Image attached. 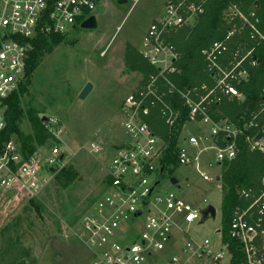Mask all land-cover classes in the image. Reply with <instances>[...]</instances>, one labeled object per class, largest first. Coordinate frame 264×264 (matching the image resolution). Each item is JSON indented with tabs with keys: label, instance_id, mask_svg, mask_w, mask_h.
<instances>
[{
	"label": "built area",
	"instance_id": "built-area-1",
	"mask_svg": "<svg viewBox=\"0 0 264 264\" xmlns=\"http://www.w3.org/2000/svg\"><path fill=\"white\" fill-rule=\"evenodd\" d=\"M98 1L0 0V130L5 125L8 100L25 80L31 41L39 35L65 36L92 15ZM205 1L165 2L164 14L150 23L138 50L158 72L128 93L120 105L126 139L110 148L102 146L100 138L90 143L91 152L107 159L102 190L81 215L76 234L90 255L86 264H205V260L208 264H223L225 254L228 258L224 264L229 263L231 255L222 240L221 247L213 253L207 239L192 241L172 232L177 218L181 224L189 225L199 219L200 210L173 192L155 193L161 178L172 177L168 173L170 166L162 162L169 139L155 133L144 118L153 106H158L159 117L176 141V164L194 165L203 180L210 181L199 167L204 151H212L218 164L236 156V138L242 129L222 117L214 105L222 96L241 99L236 84L247 79L245 63H254L248 61L252 49L238 45L231 48V29L222 40L212 41L201 52L212 84L179 90L168 78L175 72L176 53L165 41V32L192 24L203 11ZM230 13L237 14L232 8ZM239 16L254 36L264 39L256 28L257 18ZM250 17H254L252 11ZM260 91L263 98L244 128L257 127L258 118L264 117V85ZM173 92L179 94L186 117L164 99ZM45 124L52 128L58 125L53 118H47ZM261 128L264 131V123ZM254 137L247 138L249 148L263 150L260 145L264 135L258 142ZM59 155L60 148L54 146L40 164L34 152L24 155L19 143L8 140L0 150V188L36 189L41 166L52 172ZM238 196L243 204L232 211L229 236L240 245L244 256L241 264H264V175L259 179L258 190L242 189ZM177 230L188 234L181 226ZM130 235L132 241L126 244Z\"/></svg>",
	"mask_w": 264,
	"mask_h": 264
},
{
	"label": "rangeland",
	"instance_id": "rangeland-1",
	"mask_svg": "<svg viewBox=\"0 0 264 264\" xmlns=\"http://www.w3.org/2000/svg\"><path fill=\"white\" fill-rule=\"evenodd\" d=\"M166 1L99 0L91 13L96 26L71 29L44 54L25 82L21 97L24 114L30 109L39 118L55 119L58 125L47 127L44 121L40 129L24 116L19 130L33 138L31 144L40 164L54 146L60 148L62 157L58 156L59 162L52 172L41 166L36 189L0 188V264L89 262V252L76 234L81 215L102 190L107 159L91 152L90 143L100 138L101 145L110 148L126 139L120 105L137 87L140 74L126 69L124 49L127 44L136 50L142 47L148 26L164 14ZM87 82L92 88L84 99H79L78 94ZM56 128L60 130L58 134ZM10 139L21 145L16 135ZM200 165L210 181L203 180L194 165H176L168 173L177 183L163 177L155 193L173 192L200 210L199 219L189 225L181 224L177 218L172 232L192 241L207 239L216 253L221 247L222 227V190L216 177L224 165L216 163L210 150L200 155ZM62 168H70L77 174L64 188L55 177ZM209 205L215 215L204 218L203 210ZM178 226L188 234L177 230ZM131 241L130 235L125 243ZM224 257L223 264L228 256Z\"/></svg>",
	"mask_w": 264,
	"mask_h": 264
},
{
	"label": "trees",
	"instance_id": "trees-1",
	"mask_svg": "<svg viewBox=\"0 0 264 264\" xmlns=\"http://www.w3.org/2000/svg\"><path fill=\"white\" fill-rule=\"evenodd\" d=\"M237 14L232 15L230 9ZM254 17H250V12ZM239 14L248 18H257L256 28L264 34V0H206L203 4V11L198 14L192 24L181 25L179 27L167 30L165 32V41L171 44L176 53L173 60L175 72L168 74V78L179 90H193L202 83L212 84V80L202 58V50L214 40H222L229 30H233V36L230 47L238 45L240 47L251 48L252 52L248 61L253 64L245 63L248 75L247 79L236 84L243 98L221 97L215 108L222 117L227 118L242 132L237 136V154L225 161L219 181L221 183L222 201H221V222L220 230L221 240L227 243L230 252L228 264H241L243 253L237 240L231 238L228 233L229 223L232 211L236 205L243 204L238 196L242 189H259V179L264 175V150L249 148V140L259 131H262L261 125L264 123V117L258 118V126L244 128V123L251 119V116L258 109V103L262 100L261 87L264 85V39H258L252 34L248 26L242 21ZM61 35L46 34L39 35L31 41L28 57L25 66L24 84L20 86L18 92L14 93L7 102V108L4 114L5 125L0 130V150L3 143L10 140L11 135H16L21 143L22 153L30 155L34 152V146L31 144L33 138L31 135H23L19 130V123L25 116L31 124H37L42 128L43 120L34 114L30 109L24 114L21 107V97L26 89L31 74L37 69L38 64L45 53L52 50L53 45L62 40ZM123 59L128 71H135L140 74V86L146 80L158 72V69L145 59L138 50L131 44H127L124 49ZM165 100L171 102L173 108L180 111V115L186 117L182 100L177 92L167 93ZM158 106H153L145 120L151 125L155 133L164 139H169V145L166 149L163 163L170 166L169 170L176 166V153L174 136L169 135L167 126L158 115ZM45 138V137H44ZM38 140L42 142L44 140ZM61 156V155H60ZM62 157V156H61ZM60 157V158H61ZM77 174L70 168H62L56 173V182L62 188L74 181ZM16 264H24L18 262Z\"/></svg>",
	"mask_w": 264,
	"mask_h": 264
},
{
	"label": "water",
	"instance_id": "water-1",
	"mask_svg": "<svg viewBox=\"0 0 264 264\" xmlns=\"http://www.w3.org/2000/svg\"><path fill=\"white\" fill-rule=\"evenodd\" d=\"M96 26V18L94 15H90L88 18H86L81 24H80V27L81 28H86V29H90V28H94ZM92 88V85L87 82L83 88L81 89V91L79 92L78 94V98L79 99H84L86 97V95L88 94V92L91 90ZM242 98V96L240 97ZM47 119L46 116H42L41 117V120L45 121ZM264 135V131L262 132H258L255 137H254V141L258 142L261 137ZM260 147L264 150V143L260 145ZM170 182L172 184H175L177 183V179L175 177H170L169 178ZM216 180H219V176L216 177ZM215 215V210L214 208L209 205L206 209L203 210V213H202V217H207V216H211L213 217Z\"/></svg>",
	"mask_w": 264,
	"mask_h": 264
},
{
	"label": "crops",
	"instance_id": "crops-1",
	"mask_svg": "<svg viewBox=\"0 0 264 264\" xmlns=\"http://www.w3.org/2000/svg\"><path fill=\"white\" fill-rule=\"evenodd\" d=\"M218 181V180H217Z\"/></svg>",
	"mask_w": 264,
	"mask_h": 264
},
{
	"label": "snow or ice",
	"instance_id": "snow-or-ice-1",
	"mask_svg": "<svg viewBox=\"0 0 264 264\" xmlns=\"http://www.w3.org/2000/svg\"><path fill=\"white\" fill-rule=\"evenodd\" d=\"M191 218V217H190Z\"/></svg>",
	"mask_w": 264,
	"mask_h": 264
}]
</instances>
